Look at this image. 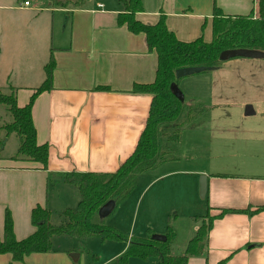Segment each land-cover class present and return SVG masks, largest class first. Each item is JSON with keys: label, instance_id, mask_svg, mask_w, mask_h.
Instances as JSON below:
<instances>
[{"label": "crops", "instance_id": "obj_1", "mask_svg": "<svg viewBox=\"0 0 264 264\" xmlns=\"http://www.w3.org/2000/svg\"><path fill=\"white\" fill-rule=\"evenodd\" d=\"M25 1L31 4L26 6ZM67 1L76 0H0V90L13 92L18 105L24 107L44 82L51 54L56 62L53 88L40 93L32 108L37 141L50 147L48 169L15 159L17 154L7 151L13 134L0 129V142H4L0 147V239L7 211L16 238L22 240L37 229L31 219L33 208L41 205L53 210V173L118 169L133 153L149 114L152 96L132 92L135 83H152L156 78L157 54L149 50L145 34L118 25L117 16L124 11L119 0L62 5ZM143 4L138 20L155 24L164 14L168 28L184 42L201 36L207 42L212 40L215 7L226 16L252 13L259 17L262 13L260 0H143ZM196 80L205 85L207 97L190 93L189 103L208 99L214 108L225 99L231 102L235 124L216 128L212 163L187 169L169 165L181 162L172 159L137 177L130 237H144L148 229L164 234L170 214L179 215L182 208L198 200V181L204 175L208 178L205 215L264 205V59L234 58ZM100 86L110 90L96 89ZM186 97L185 93V101ZM249 104L255 114L246 116ZM214 112L208 110L187 129L211 123ZM221 138L229 142L223 143ZM182 176L192 179L178 180ZM58 183L68 188L63 180ZM60 203L58 200V207ZM127 247L125 242L93 263L106 264ZM75 252L78 250L69 246L62 251L33 253L13 264H76L81 257ZM173 253L180 255L174 248ZM224 260L225 264H264V211L254 215L231 212L215 219L206 251L191 257L188 264ZM0 264H12V255L0 254ZM79 264H83L81 260ZM129 264L160 261L131 258Z\"/></svg>", "mask_w": 264, "mask_h": 264}, {"label": "trees", "instance_id": "obj_2", "mask_svg": "<svg viewBox=\"0 0 264 264\" xmlns=\"http://www.w3.org/2000/svg\"><path fill=\"white\" fill-rule=\"evenodd\" d=\"M83 0L67 1L62 5H79ZM124 11L118 14V25H127L135 33H144L150 51L157 54L156 78L152 83H135L133 93H146L152 96V102L145 127L140 135L133 153L113 172H68L54 175L56 180H63L72 185L80 194L76 209L67 208L62 212L65 222L60 225L52 223V211L47 206L37 205L32 210V223L36 231L25 239L18 240L14 231V221L10 211L6 212L4 237L0 239V254H11L13 261H23L33 253L53 251L54 237H77L86 240L100 236L103 241L115 240L128 243L127 249L106 264H129L131 258L147 261L158 258L160 264H188L193 256L202 255L207 247L209 235L215 219L231 212H243L254 215L264 211V205L245 210H222L218 216L209 213L202 220L193 238L188 242L183 254L173 253V232L168 226L166 241L153 238L154 230L148 229L147 236L131 237L119 231L104 227L94 221L99 209L108 201L115 200L117 205L135 188L137 177L156 169L159 165L172 160L174 150L180 145L182 131L208 112L210 107L203 103L181 102L171 91V84L177 82L176 70L184 67H222L226 62L220 59L224 50L235 48L258 49L264 51V0H260L262 13L255 17L248 15H224L215 7L213 19V37L210 42L201 36L194 41L184 42L177 38L166 23L162 14L155 24H146L137 18L144 11L143 0H119ZM56 62L53 54L45 66L46 78L37 88L29 103L20 107L16 96L0 93V103L7 105L13 120L0 129L7 135L17 134L20 145L15 159L36 162L48 169L50 147L39 144L37 130L32 117V108L37 96L53 88ZM98 90H110L97 87ZM0 142V147L3 145ZM172 158V159H171ZM171 220V216L169 217ZM97 262L99 256H91ZM225 260L219 264H225Z\"/></svg>", "mask_w": 264, "mask_h": 264}, {"label": "rangeland", "instance_id": "obj_3", "mask_svg": "<svg viewBox=\"0 0 264 264\" xmlns=\"http://www.w3.org/2000/svg\"><path fill=\"white\" fill-rule=\"evenodd\" d=\"M226 63V62H225ZM224 65V64H223ZM211 71H206L199 74H194L191 76H186L180 79L179 86L184 92L186 93V103L190 102V93L193 94H205V85H198L197 77L198 75L208 73ZM0 93L3 95H13V92L4 93L0 90ZM207 97V96H206ZM205 98V97H204ZM202 100L201 103L207 105L210 107V109H215V112L211 118V123H207L205 126L199 129H184L182 131V138L180 145L174 150V154L172 156L173 161L179 160L181 162H171L169 165H181L184 168L190 169V168H198L197 163L202 162H213L214 158H212V152H213V144L214 140L213 137L214 134H216V128L217 127H228L229 125L235 124V117L231 116L232 113V107L231 102L226 101L225 99H221L217 107H211L210 104L211 101L208 99H198ZM204 100V101H203ZM197 103H200V101H195ZM254 116H251V118ZM0 124H6L10 123L13 120L12 114L7 107V105L0 103ZM208 118H205L204 121H207ZM198 125V124H197ZM212 128H215L212 130ZM224 143L229 142L227 140H222ZM20 145V138L17 134H13L11 136V140L8 143V149L9 153L17 154L18 148ZM171 158V159H172ZM181 163V164H176ZM206 168L207 165H204ZM190 176H182V178H179L178 180H181L183 182H186L187 178ZM201 178H199V191H198V200L195 202L194 205L188 206L185 208H182L180 211V214L178 215L177 212H172L170 214L171 220L168 219L167 222V228L164 233V235L168 232V226H171V230L173 232L172 239L174 240L173 248L174 252H177L178 254H183V248L186 243L189 242L190 238H193L195 235V232L197 228L202 224L203 218L205 215V201L201 197L200 193V183ZM52 185H51V197H53V205L55 204V207H53L52 211V223L55 225H60L65 222L64 217L62 216L63 209L65 208H74L76 209L79 201L81 199L79 192L70 184H66L68 188L64 187V183L61 185L58 183V180H56L54 177L51 179ZM136 184V183H135ZM135 188L130 192V194L122 200L114 210V212L107 217L104 220H100L99 215H96L94 218V221L96 223L101 224L104 227L113 228L120 233L129 236L130 237V228L132 226V222L134 219V202L132 199L137 194L138 191H134ZM61 193V194H59ZM58 200L61 201L59 204V207L57 206ZM169 216V217H170ZM141 217V216H140ZM139 217V218H140ZM168 217V218H169ZM141 223V219L138 220V224ZM147 236V232L146 235ZM53 243V251H62L63 248H68L69 246H72L73 249L78 250V252H75V255H79L80 253V259L76 261V264L81 262L84 264H95L93 263L94 260L91 259V256L94 254H97L100 257H102V260L107 258L110 254H112L116 247L121 246L125 241H115V240H107L103 241V239L100 236H93L86 240H81L77 237H54L52 239ZM188 245V244H187ZM173 250V249H172ZM180 252V253H179ZM92 261V262H91ZM18 262V261H13ZM21 262V261H19Z\"/></svg>", "mask_w": 264, "mask_h": 264}, {"label": "water", "instance_id": "obj_4", "mask_svg": "<svg viewBox=\"0 0 264 264\" xmlns=\"http://www.w3.org/2000/svg\"><path fill=\"white\" fill-rule=\"evenodd\" d=\"M251 58V59H264V51L258 49H248V48H235V49H227L224 50L221 55L220 59L223 61H228L234 58ZM215 67H205V66H195V67H184L179 68L176 70L177 79H181L186 76H191L194 74L203 73L206 71H213ZM171 91L172 93L181 101L185 102V94L180 88L177 82H173L171 84ZM255 114L253 105H247L245 109V115L250 116ZM207 176L204 175L201 178L200 183V193L203 199L206 198L207 189H208V182ZM117 207V202L115 200H110L105 203L98 211V215L100 220H104L109 217ZM153 238L159 241H166L167 236L164 234L155 233ZM78 256V255H77Z\"/></svg>", "mask_w": 264, "mask_h": 264}, {"label": "built area", "instance_id": "obj_5", "mask_svg": "<svg viewBox=\"0 0 264 264\" xmlns=\"http://www.w3.org/2000/svg\"><path fill=\"white\" fill-rule=\"evenodd\" d=\"M24 4H25L26 6H29V5L31 4V2H30V1H25Z\"/></svg>", "mask_w": 264, "mask_h": 264}]
</instances>
